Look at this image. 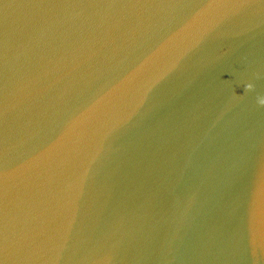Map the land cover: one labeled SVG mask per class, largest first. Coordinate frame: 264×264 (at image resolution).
Masks as SVG:
<instances>
[{"label": "water", "instance_id": "water-1", "mask_svg": "<svg viewBox=\"0 0 264 264\" xmlns=\"http://www.w3.org/2000/svg\"><path fill=\"white\" fill-rule=\"evenodd\" d=\"M0 264H264V0H0Z\"/></svg>", "mask_w": 264, "mask_h": 264}]
</instances>
